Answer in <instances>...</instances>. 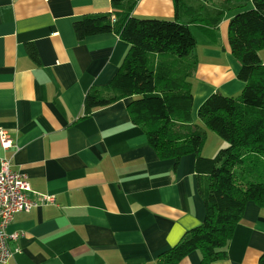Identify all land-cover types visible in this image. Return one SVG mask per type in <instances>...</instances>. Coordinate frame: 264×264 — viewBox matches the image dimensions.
I'll return each mask as SVG.
<instances>
[{
  "label": "crops",
  "instance_id": "crops-1",
  "mask_svg": "<svg viewBox=\"0 0 264 264\" xmlns=\"http://www.w3.org/2000/svg\"><path fill=\"white\" fill-rule=\"evenodd\" d=\"M113 10L111 0H0V130L14 141L9 149L0 143V157L28 175L33 196L55 198L15 214L6 231L18 234L9 245L19 250L2 264H158L204 220L195 154L177 164L161 160L132 123L133 97L84 115L86 93L111 81L130 46L114 32L79 40L74 22ZM240 10L216 28L190 25L197 38L189 77L194 123H202L198 109L210 95L237 96L245 86L228 39ZM133 14L173 19L174 1L139 0ZM263 253L264 207L250 201L227 257L211 264H259ZM201 261L193 251L181 264Z\"/></svg>",
  "mask_w": 264,
  "mask_h": 264
},
{
  "label": "trees",
  "instance_id": "trees-1",
  "mask_svg": "<svg viewBox=\"0 0 264 264\" xmlns=\"http://www.w3.org/2000/svg\"><path fill=\"white\" fill-rule=\"evenodd\" d=\"M173 1V19L138 17L133 11L139 0H111L113 15L87 14L74 22L79 40L114 32L130 46L111 81L88 90L84 115L133 97L128 107L132 123L143 129L161 160L175 159L177 164L182 156L195 154L204 220L162 252L158 264H181L193 251L201 252V264H211L227 257L247 203L264 207V179L243 186L234 172L237 165L253 169L264 164V63L259 53L264 49V0H251L247 10L242 0ZM235 8L241 11L229 21L228 39L245 86L237 96L216 92L200 105V121L228 143L217 155L207 157L201 154L207 131L192 122L194 93L189 77L197 65V38L190 25L216 28ZM29 48L36 56L33 46ZM259 264H264V253Z\"/></svg>",
  "mask_w": 264,
  "mask_h": 264
},
{
  "label": "built area",
  "instance_id": "built-area-1",
  "mask_svg": "<svg viewBox=\"0 0 264 264\" xmlns=\"http://www.w3.org/2000/svg\"><path fill=\"white\" fill-rule=\"evenodd\" d=\"M114 21V16L112 17ZM0 141L4 149L14 146V141L10 134L5 130H0ZM0 264L7 263L18 247L12 249L9 245L10 240L18 237V234H8L6 228L13 220L16 213L30 211L33 207L43 203L54 201L55 198L48 194L32 195V189L27 181L28 175L15 171L11 167L9 158L0 157Z\"/></svg>",
  "mask_w": 264,
  "mask_h": 264
},
{
  "label": "rangeland",
  "instance_id": "rangeland-1",
  "mask_svg": "<svg viewBox=\"0 0 264 264\" xmlns=\"http://www.w3.org/2000/svg\"><path fill=\"white\" fill-rule=\"evenodd\" d=\"M242 1L246 2L248 0H242ZM247 9H251V8H249L248 6L243 7V10H247ZM139 17H143V16H139ZM198 123L202 125V127L207 131L206 140L204 143V147L202 148L201 154L204 156L206 155L207 157H214L215 155H217L218 151L222 148H225L228 145V143L222 137H220L216 132L207 128L203 123L200 122ZM1 146L3 147L2 143ZM234 172L236 176L235 179L237 180V182L240 185L244 186V184L247 181H257L264 179V164L262 163V165L253 169L249 167L247 164L237 165V167H235L234 169Z\"/></svg>",
  "mask_w": 264,
  "mask_h": 264
}]
</instances>
